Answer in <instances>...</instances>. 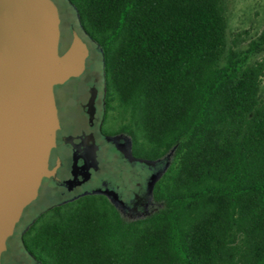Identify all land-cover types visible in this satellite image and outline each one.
<instances>
[{
	"label": "trees",
	"instance_id": "16d2710c",
	"mask_svg": "<svg viewBox=\"0 0 264 264\" xmlns=\"http://www.w3.org/2000/svg\"><path fill=\"white\" fill-rule=\"evenodd\" d=\"M98 46L139 157L171 155L149 217L69 212L64 264H264V28L227 46L222 0H68ZM99 216V218H92Z\"/></svg>",
	"mask_w": 264,
	"mask_h": 264
},
{
	"label": "flooded vegetation",
	"instance_id": "af4514ba",
	"mask_svg": "<svg viewBox=\"0 0 264 264\" xmlns=\"http://www.w3.org/2000/svg\"><path fill=\"white\" fill-rule=\"evenodd\" d=\"M53 2L60 18L62 53L71 43L72 32L78 33L67 23L70 34L64 35V6L73 11L78 23L79 20L68 0ZM79 27L84 32L80 24ZM88 50L83 72L53 87L58 128L48 157L49 175L42 179L36 199L24 208L7 238L0 264H64L53 257L55 222L61 218H91L69 212L92 208L97 211L103 203L124 220L134 221L149 217L159 206L153 192L171 155L150 161V165L143 162L149 160L138 156L124 128L123 109L107 85L105 62L102 56L100 62H89V47ZM125 153L133 160L127 159ZM152 178L155 182L150 187ZM37 202L40 204L34 207Z\"/></svg>",
	"mask_w": 264,
	"mask_h": 264
},
{
	"label": "water",
	"instance_id": "95a60500",
	"mask_svg": "<svg viewBox=\"0 0 264 264\" xmlns=\"http://www.w3.org/2000/svg\"><path fill=\"white\" fill-rule=\"evenodd\" d=\"M59 24L52 0H0V254L49 175L58 128L53 87L79 76L89 55L75 30L60 53Z\"/></svg>",
	"mask_w": 264,
	"mask_h": 264
},
{
	"label": "rangeland",
	"instance_id": "374dc122",
	"mask_svg": "<svg viewBox=\"0 0 264 264\" xmlns=\"http://www.w3.org/2000/svg\"><path fill=\"white\" fill-rule=\"evenodd\" d=\"M53 1L59 2L60 0ZM222 5L227 20V46L235 51L244 50L247 44L255 39L264 28V0H222ZM63 21L64 35L68 37L70 34L65 27L69 23L87 43L90 49L88 61L100 62L99 48L80 29L75 14L68 6H64ZM262 59H264V52L253 58L255 61H261ZM260 97L264 99V77L261 81ZM40 202L33 204V206L37 207ZM150 210H154V208Z\"/></svg>",
	"mask_w": 264,
	"mask_h": 264
}]
</instances>
